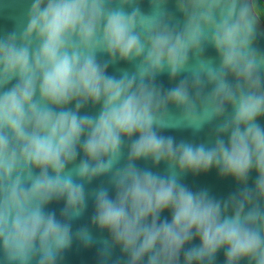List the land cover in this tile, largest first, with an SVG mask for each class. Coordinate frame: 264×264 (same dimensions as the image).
Returning a JSON list of instances; mask_svg holds the SVG:
<instances>
[{
	"label": "clouds",
	"instance_id": "clouds-1",
	"mask_svg": "<svg viewBox=\"0 0 264 264\" xmlns=\"http://www.w3.org/2000/svg\"><path fill=\"white\" fill-rule=\"evenodd\" d=\"M146 2L0 0V264H61L74 242L97 264H264V13ZM211 169L237 190L183 182Z\"/></svg>",
	"mask_w": 264,
	"mask_h": 264
},
{
	"label": "water",
	"instance_id": "water-1",
	"mask_svg": "<svg viewBox=\"0 0 264 264\" xmlns=\"http://www.w3.org/2000/svg\"><path fill=\"white\" fill-rule=\"evenodd\" d=\"M144 7L147 8V2L145 0ZM169 7L172 8V4H169ZM19 11V10H18ZM0 26L8 27L10 28L12 26L11 22L8 21L6 18H0ZM257 45L261 50H264V37H261L257 41ZM208 55H214L211 49L208 50ZM131 66L128 64H119L116 66H110L108 71L109 73L118 74L119 68H130ZM157 82L162 84L164 88L171 87L172 84L169 82L167 75H162L157 78ZM90 111H95L92 109H89ZM260 123L264 124V118H261L259 121ZM208 129H205L203 132L199 134H193L191 130H168L164 134L165 135H172L174 136L177 141L184 139V140H190L194 142H204L208 139ZM141 167L145 166L144 161L138 162ZM147 166H151L150 163ZM165 168V165L161 164L158 169V171H163ZM255 174L252 173L249 184L252 183V180L254 179ZM102 181L106 182V178H101L100 180H96L90 185L89 187H96L98 186ZM183 182L187 184L189 187H191L193 190H199L202 188H206L209 190L210 194L215 196L218 199L227 198L232 192L236 191L238 186L231 178H221L219 177L216 170L211 169L206 173L201 174H187L183 177ZM63 206V202L60 203H54L50 205L49 207L51 209H55L57 214H59L60 209ZM92 202L89 201L88 208L84 214L83 217H81L79 220L73 222V230L75 231L76 228L80 227L81 225H86L90 221V217L92 215ZM165 216L168 215V213H164ZM93 233L96 236H107V233H99L95 229H93ZM97 245L91 246L89 248H84L78 243L74 242L72 247L67 250L64 253V259L61 262V264H97ZM120 251L119 249H116L114 251V257H119ZM217 264H223V251L218 253L217 255Z\"/></svg>",
	"mask_w": 264,
	"mask_h": 264
},
{
	"label": "trees",
	"instance_id": "trees-1",
	"mask_svg": "<svg viewBox=\"0 0 264 264\" xmlns=\"http://www.w3.org/2000/svg\"><path fill=\"white\" fill-rule=\"evenodd\" d=\"M257 11L264 13V0H256Z\"/></svg>",
	"mask_w": 264,
	"mask_h": 264
}]
</instances>
